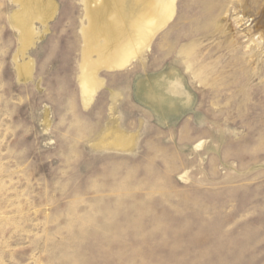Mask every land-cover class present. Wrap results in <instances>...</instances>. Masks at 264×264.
Wrapping results in <instances>:
<instances>
[{"label":"rangeland","instance_id":"374dc122","mask_svg":"<svg viewBox=\"0 0 264 264\" xmlns=\"http://www.w3.org/2000/svg\"><path fill=\"white\" fill-rule=\"evenodd\" d=\"M36 1L23 45L0 0V264H264V0H175L87 104L86 2Z\"/></svg>","mask_w":264,"mask_h":264},{"label":"bare ground","instance_id":"6f19581e","mask_svg":"<svg viewBox=\"0 0 264 264\" xmlns=\"http://www.w3.org/2000/svg\"><path fill=\"white\" fill-rule=\"evenodd\" d=\"M17 1L23 5L22 13H16L15 18L22 31L24 45L28 41L26 32L27 18L31 17V15L29 16L32 13L30 8L35 6V0L33 2L32 0ZM84 1L86 2L85 12L88 26L83 29L85 48L83 64H81L80 86L84 95V102L87 104L92 100V96L98 86L95 78L96 70L102 67L110 70L123 68L132 58H136L143 50L147 49L153 36L173 18L175 0H131L134 12H131L128 16L125 15L126 0H109L112 3L115 17L111 23L104 24L101 27L95 23L94 19L97 8L91 9L89 7L90 4L94 3L95 5L99 0ZM38 2L36 1V3ZM108 4L111 6L110 3ZM48 6L50 7L49 4ZM110 16L113 17V14ZM127 26L130 28L129 32L126 31ZM91 53L97 55L95 60L90 59Z\"/></svg>","mask_w":264,"mask_h":264}]
</instances>
